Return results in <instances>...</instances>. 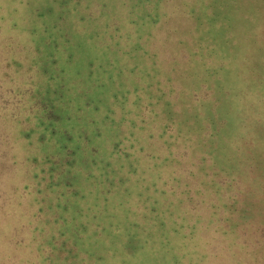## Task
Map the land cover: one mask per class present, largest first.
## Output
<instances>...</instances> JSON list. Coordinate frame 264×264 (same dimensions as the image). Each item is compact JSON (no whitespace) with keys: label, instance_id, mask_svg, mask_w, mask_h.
<instances>
[{"label":"rangeland","instance_id":"rangeland-1","mask_svg":"<svg viewBox=\"0 0 264 264\" xmlns=\"http://www.w3.org/2000/svg\"><path fill=\"white\" fill-rule=\"evenodd\" d=\"M0 264H264V0H0Z\"/></svg>","mask_w":264,"mask_h":264}]
</instances>
